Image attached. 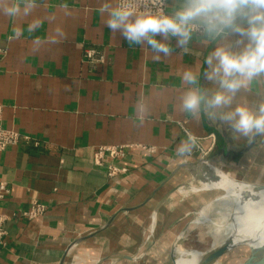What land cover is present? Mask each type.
I'll list each match as a JSON object with an SVG mask.
<instances>
[{
    "label": "crops",
    "instance_id": "0c3cea01",
    "mask_svg": "<svg viewBox=\"0 0 264 264\" xmlns=\"http://www.w3.org/2000/svg\"><path fill=\"white\" fill-rule=\"evenodd\" d=\"M60 2L38 0L34 15L50 31L55 9L68 39L38 53L31 51L30 38L10 41L12 22L0 17L2 124L22 136L0 153V181L10 188L0 210L12 216L0 242V264H67L74 243L114 228L127 212L150 215L146 226L152 221L158 231L172 230L177 221L165 226L157 216L176 188L194 178L198 150L190 160L175 158L188 134L202 140L215 166L264 183V152L256 155L254 149L247 156L244 145L232 147L225 126L178 110L179 75L201 67L210 46L193 41L188 52L174 49L154 62L150 52L129 47L103 26L100 0H70L73 15L67 18L60 15ZM88 49L98 51L95 59L86 58ZM138 103L147 109L143 120L134 113ZM97 145L127 146L115 160L126 171L109 177L94 166ZM33 202L45 204L46 212L31 219L23 212Z\"/></svg>",
    "mask_w": 264,
    "mask_h": 264
},
{
    "label": "clouds",
    "instance_id": "9594fccd",
    "mask_svg": "<svg viewBox=\"0 0 264 264\" xmlns=\"http://www.w3.org/2000/svg\"><path fill=\"white\" fill-rule=\"evenodd\" d=\"M38 7V0H0V17L12 22L8 39L30 38L33 53L68 39L55 9L51 30H44L46 22L34 15ZM58 7L62 17L73 15L70 0ZM98 13L113 35L150 52L154 62L174 49L188 52L193 41L210 46L201 67L181 71L178 110L225 126L232 147L244 145L247 156L264 152V0H100ZM243 93L258 99L248 101ZM134 113L143 120L146 106L138 103ZM198 147L188 134L175 158L190 160Z\"/></svg>",
    "mask_w": 264,
    "mask_h": 264
},
{
    "label": "rangeland",
    "instance_id": "374dc122",
    "mask_svg": "<svg viewBox=\"0 0 264 264\" xmlns=\"http://www.w3.org/2000/svg\"><path fill=\"white\" fill-rule=\"evenodd\" d=\"M209 163L201 164L199 168L201 174L204 171L208 172L205 166L215 165ZM198 167L192 170L194 178L176 188L175 195L168 200L157 216V222L160 221L165 226L177 221L172 230L158 231L151 225L152 221L146 226L148 218H151L150 215L127 212L118 217L113 229H103L97 235L74 243L69 250L67 264H77L80 258L86 259L88 263L95 257L97 258L95 264H172L171 255L178 247L210 250L217 227L215 222L222 216V205L217 202L227 190L221 186L212 187L213 189L203 188L201 176L196 173ZM216 167L224 171L220 166ZM229 177L240 184L249 183L231 174ZM207 206L212 207L211 211L206 213L205 220L201 212ZM224 236L221 235L222 238ZM247 247L235 246L226 251L218 261L228 262L227 264L240 263L250 256L251 250ZM122 254H127L133 259L123 258Z\"/></svg>",
    "mask_w": 264,
    "mask_h": 264
},
{
    "label": "bare ground",
    "instance_id": "6f19581e",
    "mask_svg": "<svg viewBox=\"0 0 264 264\" xmlns=\"http://www.w3.org/2000/svg\"><path fill=\"white\" fill-rule=\"evenodd\" d=\"M205 168H208L210 172L207 169L209 173L204 171L201 174L198 170L203 188L213 189L212 187L221 186L227 190V193L221 196L217 202L222 205V216L215 222L217 227L214 231L212 247L206 251L178 247L174 250L175 261L173 263L201 264L209 252L224 242L229 243L231 247L248 246L247 248L251 250L250 255L253 254L255 258L264 257V188L256 183L243 182L240 184L215 165L205 166ZM211 207L207 206L202 210L203 219L206 220V213L211 211ZM222 234L225 235L223 238ZM96 260L95 257L86 263V259L80 258L77 264H95Z\"/></svg>",
    "mask_w": 264,
    "mask_h": 264
},
{
    "label": "built area",
    "instance_id": "2783aa9c",
    "mask_svg": "<svg viewBox=\"0 0 264 264\" xmlns=\"http://www.w3.org/2000/svg\"><path fill=\"white\" fill-rule=\"evenodd\" d=\"M98 51L95 49H88L86 51V58L93 60L97 57ZM3 119V106L0 104V153L5 151L8 147L17 144L21 140V135L11 129H7L2 124ZM199 147L197 148L200 153L199 163H209L206 158L209 149L203 146L202 140L198 139ZM125 145H97L94 147L92 163L96 167L104 168L109 177H115L126 171V168L119 166L116 159L126 154ZM210 164V163H209ZM10 188L5 181H0V206L1 202L9 194ZM46 212L45 204L41 202H33L31 208L23 212V215L28 218H38ZM12 216L1 212L0 210V242L4 241L7 234L5 224L11 219Z\"/></svg>",
    "mask_w": 264,
    "mask_h": 264
},
{
    "label": "water",
    "instance_id": "95a60500",
    "mask_svg": "<svg viewBox=\"0 0 264 264\" xmlns=\"http://www.w3.org/2000/svg\"><path fill=\"white\" fill-rule=\"evenodd\" d=\"M198 166H200V165H198ZM259 185L264 188V184H259ZM233 247H235V246L231 247L229 243L224 242V244L220 245L219 247L214 248V250L209 252V254L206 256L205 260L201 264H215V263L226 264V263H222V262L218 261V259L226 251H228L229 249H231ZM172 258H173V262H174L175 261L174 254H173ZM237 264H264V257L255 258L252 254L248 258H246L244 261L237 263Z\"/></svg>",
    "mask_w": 264,
    "mask_h": 264
}]
</instances>
